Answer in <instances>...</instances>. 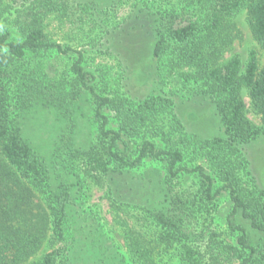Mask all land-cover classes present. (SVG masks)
Wrapping results in <instances>:
<instances>
[{
	"label": "trees",
	"instance_id": "1",
	"mask_svg": "<svg viewBox=\"0 0 264 264\" xmlns=\"http://www.w3.org/2000/svg\"><path fill=\"white\" fill-rule=\"evenodd\" d=\"M19 1L15 14L6 11ZM162 1L167 0L139 3L154 13ZM0 4V18L6 20L0 23V264H158L165 256L179 264H226L232 257L238 264H264V251L252 240V231L264 237V187L250 175L240 147L264 133V64L255 48L246 64L238 54L226 57L236 38L234 20L244 9L264 50V0H178L157 10L153 56L158 80L168 83L164 78L175 74L179 84L193 83L194 93L215 104L224 127L222 135L201 142L188 133L172 87L133 100L122 91L120 78L99 79L86 67L83 50L46 32L50 13L86 19L98 6L95 0ZM117 6L107 8L103 19ZM244 90L261 115V128L247 116ZM84 105L95 127L85 147L75 137ZM35 108L48 109L57 119L39 145L20 123ZM189 155L205 157L211 166L189 165ZM149 162L160 171L156 183L145 185L153 188L151 197L136 204L145 214L142 221L125 231L130 262L114 252L104 254L94 247L96 238L90 240L81 218L85 183L88 178L110 182L125 171L134 176L132 171ZM151 169L158 168L145 171ZM188 175L196 184L189 193L181 185ZM224 196L236 244L215 233L202 246L189 231L193 220ZM46 245L51 250L40 254Z\"/></svg>",
	"mask_w": 264,
	"mask_h": 264
},
{
	"label": "rangeland",
	"instance_id": "2",
	"mask_svg": "<svg viewBox=\"0 0 264 264\" xmlns=\"http://www.w3.org/2000/svg\"><path fill=\"white\" fill-rule=\"evenodd\" d=\"M95 1L98 6L91 10V16L86 19L75 20L60 13H50L44 21L46 32L65 46L69 45L83 50L86 67L100 77L99 79L102 77L112 78L113 76L120 78L122 91L133 100L139 101L149 94L162 91L163 88L172 87L177 92L176 109L184 120L188 133L193 136V140L201 142L222 135L224 127L215 104L211 100L205 99L203 95L194 93L193 83L191 85L188 83L179 84L175 74L164 78L168 83L164 84L158 80L157 65L153 56L155 17L157 10L162 11L171 7L178 0H167L166 3L162 1L159 8L153 7L154 13L148 7L142 6L139 3L140 0ZM19 3L20 1L17 3L18 6H15L14 3L6 11L11 10V13L15 14ZM116 3L118 5L116 10L112 11L107 19H103L107 8L110 9ZM1 6L0 4V9ZM3 17L0 18L1 24L6 23ZM234 22L237 27L234 30L236 38L226 52V57L238 54L246 64L249 51L255 48L259 53L261 64H264V50L251 33L245 9L236 16ZM55 62L60 63L57 60ZM64 63L65 60L59 64L61 69ZM243 97L247 105L248 118L256 127L261 128V115L252 107L246 90L243 91ZM89 110V106L84 105L83 111L77 115L75 137L77 143L84 147L94 138L95 131L94 124L89 118L91 115ZM20 123L24 134L39 145L43 144L48 135L56 128L57 119L50 110L35 108L25 112L20 118ZM240 147L247 159V169L250 175L256 178L260 187H264V133L259 132ZM196 163H202L209 169L212 162L205 157L193 159L189 155V165ZM154 167L158 169L145 171ZM159 171L157 163L149 162L132 171L131 173L137 174L134 176L125 171L110 182L104 180L101 183L96 179L88 178L81 193L83 198L79 201L83 203L81 218H84L83 221L87 224L86 233L90 235V240L96 238L94 247L102 248L104 254L114 252L118 259L125 258L127 262H130L127 256L125 231L130 227H136V224L142 221L140 217L145 214L136 204H145V198L148 195L151 197L150 191L153 188H146L145 185L156 183ZM248 183L250 182L248 181ZM181 185L187 192L194 191L196 188L195 178L189 175L185 176ZM119 200L125 201V204L122 205ZM129 203H132L131 207L124 209L125 205ZM202 212L203 215H199L196 220H193L189 230L199 244L206 246V242H209L211 235L215 233H218L217 238L231 239L232 243L236 244L237 233L233 230L231 232L228 227L229 201L227 197L220 198L215 207H210L209 211ZM143 229L150 231L146 227ZM90 230L92 231L90 232ZM252 240L256 247L264 251V237L252 231ZM51 247L46 245L40 254L45 250H51ZM238 263L239 261L234 257L226 261V264ZM158 264L179 263L169 256H165L164 259L158 260Z\"/></svg>",
	"mask_w": 264,
	"mask_h": 264
}]
</instances>
